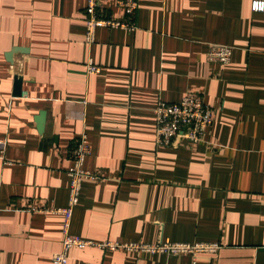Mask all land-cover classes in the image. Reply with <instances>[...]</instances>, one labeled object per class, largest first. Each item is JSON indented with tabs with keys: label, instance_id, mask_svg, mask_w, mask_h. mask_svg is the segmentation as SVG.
Returning <instances> with one entry per match:
<instances>
[{
	"label": "crops",
	"instance_id": "1",
	"mask_svg": "<svg viewBox=\"0 0 264 264\" xmlns=\"http://www.w3.org/2000/svg\"><path fill=\"white\" fill-rule=\"evenodd\" d=\"M251 1L139 0L135 30L99 27L89 45L87 0H0V264H53L65 220L47 207L67 205L70 149L84 133L97 177L83 182L71 233L222 246L195 262L75 247L68 264H264V12ZM100 2L122 17L116 0ZM213 43L234 47L229 63L208 58ZM188 93L214 110L206 141L157 145L154 108Z\"/></svg>",
	"mask_w": 264,
	"mask_h": 264
},
{
	"label": "built area",
	"instance_id": "2",
	"mask_svg": "<svg viewBox=\"0 0 264 264\" xmlns=\"http://www.w3.org/2000/svg\"><path fill=\"white\" fill-rule=\"evenodd\" d=\"M116 5L122 9V17H116L103 10L100 0H87L86 14V43L92 45L96 40L99 27L121 28L135 30L136 12L139 0H116ZM252 11L264 12V0H252ZM234 47L227 44L213 43L208 52V58L214 62L229 63ZM87 68L90 73L99 72L100 65L88 59ZM156 116V143L159 146L178 147L182 143L199 144L205 142L209 128L214 122V110L203 97L195 94H185L178 102L160 99L154 108ZM7 140L0 138V159L6 161ZM91 153V147L86 133L82 134L70 149L72 165L67 172L70 177L69 198L66 206L47 207L49 211L63 215L65 220L64 240L62 249L53 255V264H68V252L72 248L99 246L108 249H130L138 252L163 253L168 256L187 255L193 262L199 253L217 252L221 248L219 242H185L166 239L158 243L122 242L105 240L96 242L83 238L69 231L70 221L76 205L80 202L82 186L85 179L96 178L97 174L85 166L86 159Z\"/></svg>",
	"mask_w": 264,
	"mask_h": 264
},
{
	"label": "water",
	"instance_id": "3",
	"mask_svg": "<svg viewBox=\"0 0 264 264\" xmlns=\"http://www.w3.org/2000/svg\"><path fill=\"white\" fill-rule=\"evenodd\" d=\"M23 47H14L12 51L8 53V59L13 60V54L17 51H24ZM23 92V78L20 75L15 76L14 82V95L19 96ZM37 127L40 133L45 131V122H46V111H40L39 114L36 116Z\"/></svg>",
	"mask_w": 264,
	"mask_h": 264
}]
</instances>
